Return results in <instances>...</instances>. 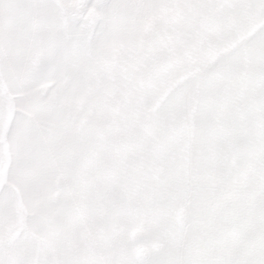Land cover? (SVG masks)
<instances>
[{
	"label": "snow or ice",
	"instance_id": "snow-or-ice-1",
	"mask_svg": "<svg viewBox=\"0 0 264 264\" xmlns=\"http://www.w3.org/2000/svg\"><path fill=\"white\" fill-rule=\"evenodd\" d=\"M0 264H264V0H0Z\"/></svg>",
	"mask_w": 264,
	"mask_h": 264
}]
</instances>
